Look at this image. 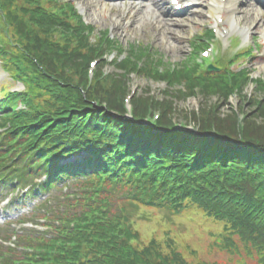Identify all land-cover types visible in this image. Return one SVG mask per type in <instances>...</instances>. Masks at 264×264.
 Masks as SVG:
<instances>
[{
  "label": "trees",
  "instance_id": "16d2710c",
  "mask_svg": "<svg viewBox=\"0 0 264 264\" xmlns=\"http://www.w3.org/2000/svg\"><path fill=\"white\" fill-rule=\"evenodd\" d=\"M1 1L0 60L26 91H0V187L46 175L31 193L68 190L45 207L52 228L21 237L31 253L0 245L1 263L192 264L171 239L139 246L133 221L143 209L179 215L195 204L225 222L230 235L253 241L264 257V127L257 124L264 100L257 99V111L243 122L236 112L224 118L228 123L218 119L221 124L204 114L199 129L189 130L177 127L172 100L138 95L131 120L124 103L129 75H152L164 60L138 45L122 46L107 32L95 33L67 0ZM110 47L117 54L115 70L104 71L106 58L90 79V61ZM194 47V57L205 48ZM200 65H171L163 74L156 66L155 79L171 86L185 81V96L223 98L234 95V88L243 93L246 69L231 73L218 66L220 71L208 72ZM257 84L263 93L264 80ZM19 102L24 108L17 109ZM153 108L161 114L158 121L150 118L154 127L143 123ZM70 178L78 181L73 187L65 183Z\"/></svg>",
  "mask_w": 264,
  "mask_h": 264
},
{
  "label": "rangeland",
  "instance_id": "374dc122",
  "mask_svg": "<svg viewBox=\"0 0 264 264\" xmlns=\"http://www.w3.org/2000/svg\"><path fill=\"white\" fill-rule=\"evenodd\" d=\"M69 1L82 12L86 22L94 25L95 33L110 32L111 35H108L115 38L114 40H118L122 46L138 45V49H146L151 52V57H160L162 61L164 60L161 65L157 66L156 64V69L162 74L172 67L171 65L174 67L188 66L192 60L195 61L192 56L195 44L198 47L205 46L207 48L209 42H212L210 47L212 46L216 50L211 51L209 57L213 55V59L215 55L222 56L224 53V56L229 58L228 65L229 63L233 64L234 58L239 54L242 56L236 60L235 64L229 66L231 73H237L244 69L248 73V79L243 85L244 90L241 91L242 94L234 88V95L231 92L229 96L223 98L208 94L205 97L202 93L193 97L192 93L185 96L186 93L183 91L185 90V81L171 86L167 81L155 79L156 66L154 65L152 75L140 70L129 75L130 93L124 99L126 107L130 106L134 109L133 102L138 95L145 98L147 95H151L156 100H170V102L172 100L173 106L170 108L174 109L172 113H175L177 117L174 119L175 123L178 125L182 123L189 129L194 127L195 130H198L201 125L198 118H202L204 114L206 120L210 119L211 122L217 124L218 122L221 124L218 119L233 117L235 112L238 119H245L252 112L257 111L255 109L257 99L264 100V92L260 93L257 90L259 87L257 82H260L261 79L264 80V0H239L238 10L241 13L238 14L243 18L238 29L232 28L226 23L229 12L223 8L224 2L221 0H195L196 7L174 14L171 10L169 14L164 13L162 5H153V1H144L143 3L137 0H123L118 3L112 0ZM18 5L20 4L18 3ZM145 12L149 13L145 18H142ZM219 16L224 19L222 23L217 22ZM242 28H249L250 35L247 39L244 37L246 34L243 32L244 30H241ZM226 31L229 34H224ZM234 35H243L241 36L242 40L238 44H234L236 47L231 45ZM212 36L216 37L214 42ZM229 39L232 40L229 41ZM97 54L104 55V57L92 59L96 65L92 67L94 72L88 68L90 79H93L98 66L106 58L108 63L102 67L104 71L110 73L115 70L111 63L114 59L112 57L117 54H115V50H112V47L108 50V54H101L100 50ZM203 57L202 52L198 59L203 61ZM124 58L122 55L121 59ZM146 59L147 56L145 59L143 58L144 61H147ZM203 63L198 67L199 70L210 62L204 60ZM141 65L143 66L142 62ZM4 85L12 90L22 88L21 84L12 79L4 70L0 60V86ZM167 89L175 91V94L168 96ZM132 92H135L136 95ZM156 113H160V110L153 108L148 117L158 116ZM196 113L198 114L197 120ZM0 114L2 113L0 112ZM257 121L259 129L260 126L264 127V117H258ZM225 122L228 123L229 120ZM68 181L72 186L78 182L75 179ZM6 191L4 189L0 192L1 198ZM59 192L61 191L54 190L51 194L58 195ZM38 200L27 199L17 207L11 204L6 207L5 202L0 203V241L12 238V235L10 237L9 235L13 232V228L19 230L23 236L28 233V231L22 233V229L28 228L27 224H29V222H25V219H29L33 214ZM49 204L51 205V203ZM138 214L139 218L133 222L134 227L141 234V242L138 243L141 247L148 244L153 237L163 243L165 240L171 239L175 251L182 253L181 255L192 264H264L261 263L264 261V257H261L253 241L245 242L237 234L230 235L225 231V222L216 221L199 209L196 204L187 207V210L179 215L164 209H152V211L143 209V211L137 212ZM10 224H13V227ZM37 230L42 231V227L39 226ZM229 235L233 242L230 245L225 242V237ZM9 242H14L15 249L20 252L18 239L12 238Z\"/></svg>",
  "mask_w": 264,
  "mask_h": 264
},
{
  "label": "bare ground",
  "instance_id": "6f19581e",
  "mask_svg": "<svg viewBox=\"0 0 264 264\" xmlns=\"http://www.w3.org/2000/svg\"><path fill=\"white\" fill-rule=\"evenodd\" d=\"M120 2V0H116V2ZM143 2V0L141 1ZM162 4L161 7H163L164 13L169 14L170 13V8L168 4L165 3V0H158ZM239 0H226V3L223 5V8L227 9V12H229V17L226 21L232 28H239L241 26V20L242 16H240L238 13H241L239 9ZM121 7H124L120 5ZM149 12H145L143 14L142 18H145L148 15ZM241 30H244L243 32L246 34L244 35L245 39H247L250 35L249 33V28H242ZM258 92H262L258 89Z\"/></svg>",
  "mask_w": 264,
  "mask_h": 264
}]
</instances>
